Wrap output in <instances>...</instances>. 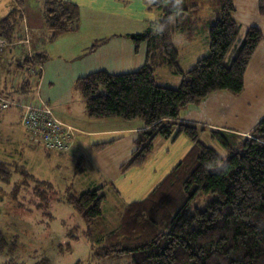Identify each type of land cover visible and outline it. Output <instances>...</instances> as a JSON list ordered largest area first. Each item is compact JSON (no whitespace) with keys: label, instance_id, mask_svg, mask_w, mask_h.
Masks as SVG:
<instances>
[{"label":"trees","instance_id":"obj_1","mask_svg":"<svg viewBox=\"0 0 264 264\" xmlns=\"http://www.w3.org/2000/svg\"><path fill=\"white\" fill-rule=\"evenodd\" d=\"M42 1L50 40L75 29L76 4ZM18 2L0 20V37L12 42L21 37L22 2ZM257 3L259 14L264 15V0ZM149 5L160 10L161 17L142 32L129 35L135 51L146 44L143 65L116 74L95 70L77 77L75 88L89 118L144 122L122 170L142 165L153 152L157 136L174 138L183 133L193 146L143 199L124 205L118 211V224L108 231L94 227L103 214V185L69 192L65 201L81 215L93 257L128 254L132 264H264V118L248 135L206 129L180 119L181 110L197 105L211 92L241 94L245 70L264 40L263 32L255 25L241 28L233 16V0H150ZM197 27L206 28L209 51L183 71L173 34L191 39ZM241 30L243 40L231 56L230 47ZM31 57L43 64L41 53ZM25 58L20 66L32 68L31 59ZM161 67L180 76L178 85L158 82L155 71ZM22 83L29 86L26 79ZM205 135L224 152L205 144ZM7 166L0 161V180L10 177ZM76 171H81L80 166Z\"/></svg>","mask_w":264,"mask_h":264},{"label":"crops","instance_id":"obj_2","mask_svg":"<svg viewBox=\"0 0 264 264\" xmlns=\"http://www.w3.org/2000/svg\"><path fill=\"white\" fill-rule=\"evenodd\" d=\"M69 1L78 7L76 27L50 40L46 25L42 22L43 1L21 0V37L0 53V97L41 100L49 104L57 118L74 129L75 149L73 153L59 155L53 151L49 153L42 146L39 149L30 146L32 150L28 149V155L43 154L62 164L66 162L70 167L73 160H79L80 163L88 161L90 168L105 181L104 185L113 190L119 204L118 215L124 205L143 199L154 189L187 154L193 142L183 133L176 134L174 138L157 136L153 140V152L142 165L121 169V164L131 157L135 148L133 141L138 131L145 126L144 122L138 119L127 121L120 117L89 118L82 96L75 88V81L77 77L95 70H107L115 74L137 70L144 63L146 44L141 43L135 51L129 35L142 32L151 21L159 20L162 13L150 7V0ZM233 4V16L241 28L245 30L249 25H255L264 35V15L259 14L257 0H233ZM18 6V0H0V20ZM199 29L207 31L206 28L197 27L191 39L179 34L182 39H178V43L189 45V49L193 51L192 45L197 42ZM25 39V43L19 42ZM205 39V45L200 48L203 52L192 59L182 55V48L175 47L179 52L178 63L183 71L208 53L207 35ZM256 48L245 70L244 89L240 95L224 90L211 92L197 105L191 104L181 110L180 119L206 129H222L248 135L254 124L264 118V40ZM29 53L42 54V70L37 78L30 73L24 76L28 67L20 66ZM155 75L161 84H167L165 80L171 84L179 81L175 74L163 67L157 69ZM24 79L29 81V86H24ZM11 109L15 114L9 117L10 125L15 122L20 126L21 109ZM23 137L26 142V137ZM3 152L8 156L13 154L8 150ZM23 154V150L16 153L19 157H25ZM0 161L8 164L5 160ZM111 166L114 167L112 171ZM85 169L81 168V171L84 173ZM76 173L74 170L73 174ZM31 174L35 179L39 178L37 180L40 182L47 179L46 176H36L32 171ZM66 187L70 189L72 186ZM77 193L78 191L75 192Z\"/></svg>","mask_w":264,"mask_h":264},{"label":"rangeland","instance_id":"obj_3","mask_svg":"<svg viewBox=\"0 0 264 264\" xmlns=\"http://www.w3.org/2000/svg\"><path fill=\"white\" fill-rule=\"evenodd\" d=\"M244 32H238L230 47L231 56L243 40ZM205 35H208L207 31L198 30L197 42L192 45L193 51L189 49V45L178 43V39H182L179 34H173V41L176 48H182L184 57L192 59L203 52L200 48L205 45ZM163 68L168 70L167 67ZM29 72L30 70L26 69L24 76ZM175 75L180 81V76ZM165 81L166 85L172 87L179 83L178 81L171 84L168 80ZM11 108L13 107L5 110L0 108V160L8 162L7 171L11 173L7 181L0 180V264H6V261L13 264H35L41 259H47L49 264H132V258L128 254L93 257L89 236L86 235L87 227L81 215L65 201L69 192L75 193L104 185L105 181L100 174L90 168L88 161L79 163L78 160H73L70 167L66 162L62 164L57 159H48L43 154L29 156L31 147L23 128L14 121V124L10 125L9 117L15 114ZM23 136L26 137L27 143L24 142ZM202 141L211 145L218 153L224 152L209 135L203 136ZM33 148L39 149V146ZM74 149L70 153H73ZM7 150L13 153L12 156L3 152ZM18 150H23L25 157L17 156ZM77 166L83 169L85 167V172L82 170L74 175ZM110 168L111 171L114 169L113 166ZM31 171L38 177L46 176V181H38L39 178L35 179ZM65 186L72 187L69 189ZM101 192L106 195L102 203L103 214L96 219L94 227L96 231H108L118 224L119 204L113 190L107 185H104Z\"/></svg>","mask_w":264,"mask_h":264},{"label":"built area","instance_id":"obj_4","mask_svg":"<svg viewBox=\"0 0 264 264\" xmlns=\"http://www.w3.org/2000/svg\"><path fill=\"white\" fill-rule=\"evenodd\" d=\"M27 40H21L20 43H25ZM14 45L12 41H8L4 37H0V53L5 47ZM32 54L27 55L31 59L33 67L28 69L34 78H37L41 72L39 63H35ZM0 107L5 109L7 107H19L21 109L20 126H22L29 147H43L50 152H57L60 154L70 153L74 146L75 139L74 129L61 122L51 106L44 101H33L28 99H9L0 97Z\"/></svg>","mask_w":264,"mask_h":264},{"label":"bare ground","instance_id":"obj_5","mask_svg":"<svg viewBox=\"0 0 264 264\" xmlns=\"http://www.w3.org/2000/svg\"><path fill=\"white\" fill-rule=\"evenodd\" d=\"M79 14V13H78ZM43 22V21H42ZM78 25H79V23H78ZM24 35V34H23ZM23 38V37H22ZM25 58V57H24ZM26 59V58H25ZM24 61V60H23ZM17 108V107H16ZM68 154V153H67Z\"/></svg>","mask_w":264,"mask_h":264}]
</instances>
